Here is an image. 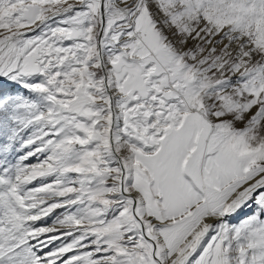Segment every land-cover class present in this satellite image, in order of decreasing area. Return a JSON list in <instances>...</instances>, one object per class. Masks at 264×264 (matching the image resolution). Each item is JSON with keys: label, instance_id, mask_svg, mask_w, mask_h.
<instances>
[{"label": "snow or ice", "instance_id": "6c2138e0", "mask_svg": "<svg viewBox=\"0 0 264 264\" xmlns=\"http://www.w3.org/2000/svg\"><path fill=\"white\" fill-rule=\"evenodd\" d=\"M0 264H264V0H0Z\"/></svg>", "mask_w": 264, "mask_h": 264}, {"label": "rangeland", "instance_id": "374dc122", "mask_svg": "<svg viewBox=\"0 0 264 264\" xmlns=\"http://www.w3.org/2000/svg\"><path fill=\"white\" fill-rule=\"evenodd\" d=\"M33 163H35L36 161L33 160L32 161ZM55 218V216L53 215L52 217H49V218H46L44 223H47V224H51L52 223V220ZM58 243V242H57Z\"/></svg>", "mask_w": 264, "mask_h": 264}]
</instances>
